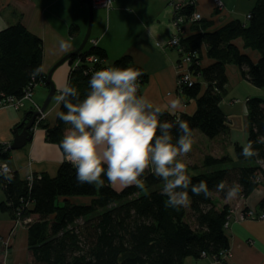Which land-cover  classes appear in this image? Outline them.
<instances>
[{
    "label": "trees",
    "instance_id": "16d2710c",
    "mask_svg": "<svg viewBox=\"0 0 264 264\" xmlns=\"http://www.w3.org/2000/svg\"><path fill=\"white\" fill-rule=\"evenodd\" d=\"M194 7L182 5L179 14L188 16ZM219 9L214 8L208 17L187 24V32L179 43L184 51L196 52L188 65L193 80L177 86V94L183 103L195 101L192 113L177 112L162 108L161 122L175 124L177 120L188 123L191 131L198 129L205 137L213 139L228 131L227 117L221 101L227 95L228 78L226 66L232 64L240 76L257 88L264 89V0H255L247 13L246 21L227 16L216 22ZM78 26L71 24L68 32L73 34ZM250 51L258 59L250 58ZM98 56V70L109 67L133 68L142 75L138 80V95L147 81L141 67L122 55L109 65L104 63L105 51L90 44L67 61L70 65L76 58L81 63L70 67L67 81L75 87L83 99L89 90L91 72L84 57ZM43 43L40 37L30 32L23 23L16 22L0 30V104L6 97L17 99L29 84L42 83L46 88L45 73L34 80L30 72L42 65ZM34 90V88H33ZM39 104V103H37ZM40 105V104H39ZM1 106V105H0ZM247 116L246 143L253 142L259 155L245 159L240 155L242 146L234 142L235 158L239 165L225 154L216 157L206 153L197 166L186 165L192 183L206 181L215 192V185L233 181L241 185L239 196L246 197L253 188L264 184V144L256 143L264 136V99L258 96L245 100ZM66 112L59 105L57 112ZM37 125L45 128V139L61 144L67 126L56 114L55 123L49 126L43 118ZM19 126V124L17 125ZM180 135L173 128V143ZM10 150L0 143V160L9 159ZM241 162V164H240ZM249 162L250 164H246ZM229 165V167L227 166ZM104 180L99 185L80 184L75 168L63 160L54 176H34L28 185L25 178L15 173L0 178L4 199L0 211L11 218L16 210L28 202L23 215L32 214L33 222L27 227V248L30 262L26 264H182L185 257L199 258L203 255L224 261L229 247L225 223L230 214L229 205L216 208L215 197L205 199L194 196L189 190L190 205L180 209L165 206L167 197L162 194L163 182L151 168L141 177L144 188L130 186L115 190ZM224 199V193H216ZM70 196H88L86 204H76ZM256 212L264 215V196L256 206ZM187 210L193 224L186 220Z\"/></svg>",
    "mask_w": 264,
    "mask_h": 264
},
{
    "label": "crops",
    "instance_id": "0c3cea01",
    "mask_svg": "<svg viewBox=\"0 0 264 264\" xmlns=\"http://www.w3.org/2000/svg\"><path fill=\"white\" fill-rule=\"evenodd\" d=\"M188 1L113 0L108 10L94 8V19L86 44L90 43V39L96 40V45L106 53L104 63L107 65L122 55H129L131 61L141 67L147 75V81L141 88V95L146 96L155 106H159L160 109L192 113L195 109V101L183 103L177 94L179 53L176 48L167 45L175 30L171 20L174 6L185 5ZM220 1L224 9L222 8L216 16L215 20L218 23L225 17L231 16L227 13L230 8L224 4V0ZM83 2L84 0H0V30L19 21L30 32L40 37L43 43L41 66L43 73H46L61 56L74 50L81 42L85 32L82 28L81 15ZM213 6V0H196L194 8L204 17H208L212 14ZM71 24L78 26L73 34L68 32ZM92 33L94 36H91ZM61 41L69 43L70 47L61 50ZM250 52L255 54H250V58L256 61L258 54L255 51ZM70 67V63L66 61L52 73L55 93L51 101L59 95L57 84L67 79ZM226 74L227 91L231 92L233 87L246 81L240 76L238 68L232 64L226 66ZM253 92L260 95V91ZM46 93L47 88L42 83H38L33 90V99L41 104ZM233 94L230 93V99H233L230 100V105L227 101L228 109L221 106L227 117L228 131L215 138H218L217 141L231 145L239 141L243 147L246 144L248 129L245 100L250 96L240 101V98ZM174 100H178L181 105L176 110L170 107ZM51 101L43 112V123L49 126L55 123L59 108L56 99L53 103ZM29 110L31 109L28 106L19 109L0 106V143L6 146L11 143L14 129L20 128L17 125L25 116H30ZM69 128L70 125L64 130V135ZM31 132V140L19 149H10L9 159L5 162L11 172L19 178H26L31 174H47L52 177L64 160L60 144L46 141L45 128L42 125L35 123ZM195 149H197L196 145ZM214 154L212 155L216 157L225 155L217 151ZM263 196L264 184L259 182L246 197L239 196L233 205L229 206L230 214L225 229L229 247L223 262L203 255L199 258L185 257L182 264H264V215L248 217L240 211L242 207L256 210ZM3 199L4 195L0 201ZM69 200L76 204H86L90 201V197L70 196ZM223 204H227L225 199H222L216 208H220ZM13 224V219L6 212L0 211V264L29 263L31 260L27 248V229L14 228Z\"/></svg>",
    "mask_w": 264,
    "mask_h": 264
},
{
    "label": "clouds",
    "instance_id": "9594fccd",
    "mask_svg": "<svg viewBox=\"0 0 264 264\" xmlns=\"http://www.w3.org/2000/svg\"><path fill=\"white\" fill-rule=\"evenodd\" d=\"M70 44L61 41V50ZM43 72L37 66L30 72L34 80ZM142 73L133 68L109 67L94 72L89 80V90L83 99L67 79L57 84V105L66 112L57 116L70 128L60 144L62 158L76 170L80 184L103 187L106 177L115 190L130 186L144 188L141 177L151 168L163 182L162 194L167 197L166 207L180 209L190 205L189 190L194 196L210 198L213 192L204 180L193 184L186 164L181 162L193 146L192 131L187 122L175 124L161 122L159 106L146 96L138 95V80ZM176 110L178 100L171 102ZM180 133L173 143L172 131ZM256 143L264 144V136ZM245 159L257 157L253 142L246 143L240 153ZM216 193H224L226 201L236 199L241 185L221 181L215 185Z\"/></svg>",
    "mask_w": 264,
    "mask_h": 264
},
{
    "label": "built area",
    "instance_id": "2783aa9c",
    "mask_svg": "<svg viewBox=\"0 0 264 264\" xmlns=\"http://www.w3.org/2000/svg\"><path fill=\"white\" fill-rule=\"evenodd\" d=\"M92 8H105L108 10L111 8L113 0H90ZM196 0H189L186 4L192 5L194 7ZM215 4V8H219L220 10L222 9L221 6V1L220 0H213ZM182 5L176 4L174 6V12L172 15V24L175 27V32L171 36V38L167 41V45L170 47L176 48L178 51V66H177V86L182 84V83H191L193 78L190 75V71L188 69V65L191 61L192 57H196L197 53L196 52H187L184 51L182 47H180L179 39L180 35L184 34L187 32V24L192 21H197L200 18H202V13L194 10L188 15H181L179 14L180 8ZM249 15H246V18H248ZM90 44L95 46L97 44L96 40L90 39ZM102 60L98 58V56L94 54H90L88 56L84 57V63H86L90 68L89 71L91 74H93L96 71H99L97 68L94 67L96 63H101ZM81 63L80 58H76L74 62L71 64V68L76 67ZM33 88L34 84H29L23 91V94L21 97L14 99L12 97H6L3 104L1 103L0 105L8 106L13 109H19L24 106H28L30 109H39V104L35 102L33 99ZM43 112H40L38 116L35 118V122H38L43 118ZM12 175L11 169L9 168L8 164L5 161L0 160V178H7ZM34 176L39 177L40 174H31L28 175L25 179L27 181V184H31V180ZM29 207V203L26 202L16 210V215L13 217V227H21V226H29L30 223L33 222L34 216L32 214L28 215H23L22 211L24 208ZM241 213L244 216L248 217H262L263 214H257L254 209L248 208L246 210H243L242 208L240 209ZM225 226H227V222L225 223ZM25 227V228H26ZM226 252L224 253L225 257Z\"/></svg>",
    "mask_w": 264,
    "mask_h": 264
},
{
    "label": "rangeland",
    "instance_id": "374dc122",
    "mask_svg": "<svg viewBox=\"0 0 264 264\" xmlns=\"http://www.w3.org/2000/svg\"><path fill=\"white\" fill-rule=\"evenodd\" d=\"M224 2H225L224 4L227 5L230 8V11L226 10L229 15H231L232 17H237L238 19H243V22H245L246 21V14H247L248 10L253 6L255 0H224ZM82 5H83V9L81 10L82 11L81 12V15H82V28L85 31L86 28H87V24H88V11H87V7H86L85 2H83ZM221 6L224 9L222 1H221ZM213 7L215 8V4H214ZM104 9L105 8H103V10ZM217 9H219V8H217ZM219 11L221 12L220 9H219ZM93 19H94V15L92 14V21H93ZM95 20H97L96 14H95ZM174 32H175V30H174ZM181 35H180V37H181ZM91 36H94V33H92ZM89 44L90 43H87L85 45V48H88ZM177 62H178V60H177ZM36 89H38V88H36ZM253 91H260V95H256L258 93L253 92ZM233 92H234V94H233ZM230 93L233 94V96L240 98V101L244 100V98L246 96H250V97L259 96V97L264 99V89L257 88L255 86H253L252 84H250L249 82L242 81V82H240L239 85L233 87L231 89V92L227 91V95L221 101V106L223 108H225L226 110L228 109V107L226 105L227 101L229 102V105H230V100H233V99H230ZM54 100H55V98L51 102L53 103ZM192 139H193V146H192L193 149H192V151L186 157L180 158L181 162L185 163L186 165L197 166L198 170L201 171V167H199V165L201 163L202 157L206 153L214 154V153H216V151H217V153H225V154L231 156L233 158V160H234L231 163L232 166L239 165L237 159L235 158L236 154H235L233 145L227 144V143H224V142H220L219 140L217 141L218 138L209 139V138L205 137L200 131H198V129L194 130V133L192 134ZM224 144L225 145L227 144V146H224ZM238 144H240L239 141H238ZM195 145H196L197 149H195ZM3 161H5V160H3ZM240 164H241V162H240ZM261 164L264 165L263 163H261ZM227 166L229 167V165H227ZM0 191H1L0 192V199H2V195H4V194H3V191H2L1 183H0ZM213 196L215 197V201L217 202V204L219 202H221V200L223 199L216 193ZM238 198H239V196L237 197V199ZM226 202H227V204L229 206H232L233 203L235 202V199L232 200V201H226ZM242 209L246 210L248 208L247 207H242ZM255 212H256V210H255ZM186 220L191 225L193 224L191 214H190V212L188 210H187ZM226 221H228V218H227ZM25 227L26 226H21L20 228L21 229H25ZM27 227H26V229H27Z\"/></svg>",
    "mask_w": 264,
    "mask_h": 264
},
{
    "label": "water",
    "instance_id": "95a60500",
    "mask_svg": "<svg viewBox=\"0 0 264 264\" xmlns=\"http://www.w3.org/2000/svg\"><path fill=\"white\" fill-rule=\"evenodd\" d=\"M84 2L86 4L87 11H88V24H87V28L84 32L81 42L74 50L69 51L65 53L63 56H61L45 73V83L47 85V93L43 101L39 105V109L29 110L28 113L30 114V116L29 117L25 116L23 120L19 123L20 128L16 127L14 129L13 139L11 143L6 146V148H8L9 150L19 149L31 140V137H32L31 130L35 124L36 116H38L40 112H44L47 109L55 93V84L52 79V73L58 66L66 62L71 56H76L79 52H81V50L85 46L90 36V32H91L93 8H92L90 0H84Z\"/></svg>",
    "mask_w": 264,
    "mask_h": 264
}]
</instances>
